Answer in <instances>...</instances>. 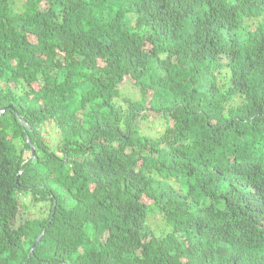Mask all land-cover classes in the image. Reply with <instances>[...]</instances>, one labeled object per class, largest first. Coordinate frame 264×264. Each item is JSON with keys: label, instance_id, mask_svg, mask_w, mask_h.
I'll return each instance as SVG.
<instances>
[{"label": "trees", "instance_id": "16d2710c", "mask_svg": "<svg viewBox=\"0 0 264 264\" xmlns=\"http://www.w3.org/2000/svg\"><path fill=\"white\" fill-rule=\"evenodd\" d=\"M0 264H264V0H0Z\"/></svg>", "mask_w": 264, "mask_h": 264}, {"label": "rangeland", "instance_id": "374dc122", "mask_svg": "<svg viewBox=\"0 0 264 264\" xmlns=\"http://www.w3.org/2000/svg\"><path fill=\"white\" fill-rule=\"evenodd\" d=\"M119 90L122 98L128 97L133 100L139 99L138 89L130 82L120 85ZM161 122V119H155L152 116H148L147 119L141 123L143 134L146 136H153L158 134L162 129ZM51 136H54V133H52ZM26 211L28 212H22L16 217V220L14 222L15 227L19 226V224L27 218L28 213L33 212V210L29 207H27ZM147 225L150 229L154 230L158 234L165 233L169 228L163 221L162 215L156 211H153L149 214Z\"/></svg>", "mask_w": 264, "mask_h": 264}, {"label": "water", "instance_id": "95a60500", "mask_svg": "<svg viewBox=\"0 0 264 264\" xmlns=\"http://www.w3.org/2000/svg\"><path fill=\"white\" fill-rule=\"evenodd\" d=\"M32 154L34 155V149H32ZM42 234L40 236L37 237L35 244H37V242L40 240ZM34 246L31 248V251L33 250Z\"/></svg>", "mask_w": 264, "mask_h": 264}, {"label": "clouds", "instance_id": "9594fccd", "mask_svg": "<svg viewBox=\"0 0 264 264\" xmlns=\"http://www.w3.org/2000/svg\"><path fill=\"white\" fill-rule=\"evenodd\" d=\"M119 91H120V90H119ZM121 96H122V95H121ZM33 246H35V245H33ZM33 246H32V247H33ZM32 247H31V248H32Z\"/></svg>", "mask_w": 264, "mask_h": 264}]
</instances>
